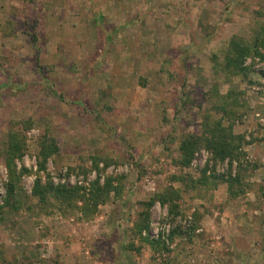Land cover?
<instances>
[{
  "label": "rangeland",
  "instance_id": "obj_1",
  "mask_svg": "<svg viewBox=\"0 0 264 264\" xmlns=\"http://www.w3.org/2000/svg\"><path fill=\"white\" fill-rule=\"evenodd\" d=\"M262 25L264 0H0V205L15 132L17 168L29 170L0 213V264H264V60L250 55L247 75L215 70L233 37L251 41ZM207 119L245 135L244 158L201 147L181 165L183 136ZM44 137L58 152L40 172ZM240 162L245 192L234 197L221 176ZM64 169L72 187L114 177L121 192L92 219L47 213L34 181L61 184ZM204 172L215 187L193 186ZM171 188L176 214L153 200ZM150 201L149 228L136 233Z\"/></svg>",
  "mask_w": 264,
  "mask_h": 264
},
{
  "label": "trees",
  "instance_id": "obj_2",
  "mask_svg": "<svg viewBox=\"0 0 264 264\" xmlns=\"http://www.w3.org/2000/svg\"><path fill=\"white\" fill-rule=\"evenodd\" d=\"M252 54L264 60V25L255 29L251 41L233 37L225 54V61L215 66V70L218 72L224 70L225 73L230 74L247 75L251 68L245 65V62ZM242 102L243 105L241 107L244 106V101ZM216 110L221 111L224 115H228L229 112L225 105H219ZM24 140V135L13 133L10 136L8 150L4 154L9 181L6 185L7 194L3 200V205H0V213H2L6 205H11L12 207L15 205L18 183L21 181L22 175L29 173L25 166L18 169L16 163L24 155ZM246 143L245 135L236 134L232 123L224 125L222 119L214 122L207 119L204 120L202 134L188 133L183 136L179 146L181 152L180 163L181 165H189L194 158L195 152L201 147L211 150L220 159L230 157L232 160L235 158L241 160L246 155L244 151ZM40 144L41 150L38 156L39 171L46 172L48 159L52 154L58 152V146L54 140H49L45 137L40 141ZM242 165L240 162V169L235 175L229 173L227 177L225 175L221 176L228 183V191L234 197L245 192L244 185L246 184L247 168L242 167ZM72 172L81 173L82 170L71 167L68 175ZM45 174L47 175V173ZM181 178L183 179V177ZM114 179V177L108 178L103 185L100 184L99 180H96L90 191L86 192L79 186L72 187L66 184H55L50 179H43L41 175H38L32 187V194L38 198L41 209L47 213H49L51 207L54 208L58 205L65 211L79 209L83 213V218L92 219L97 213L99 205L109 200L110 193L113 190H115L116 194H120L121 188L113 184ZM175 179H180V177L175 176ZM219 179L216 175L207 176L204 172L203 178L200 181L193 182V186L200 184L215 187ZM180 198L181 192L171 188L164 193H158L153 200L159 199L162 203H168L171 212L176 214L179 209ZM79 201L82 202L81 206L78 205ZM146 204L148 209L140 212V217L133 230L136 233L142 234L144 230L149 228V207L152 203L150 201ZM146 239L148 240V237ZM151 243L165 244L161 239L155 242L151 241Z\"/></svg>",
  "mask_w": 264,
  "mask_h": 264
},
{
  "label": "built area",
  "instance_id": "obj_3",
  "mask_svg": "<svg viewBox=\"0 0 264 264\" xmlns=\"http://www.w3.org/2000/svg\"><path fill=\"white\" fill-rule=\"evenodd\" d=\"M257 115H258V116H261L262 114H261V113H257ZM261 120H264V118L262 117ZM35 168H36V166H35ZM62 172H63V176L61 177V180H60L61 184H67V185L74 184L75 181H73V180L70 179V178H69V179L67 178V175H66L67 170L64 169ZM67 180H69V181H67ZM77 182H78L80 185L85 184V183H84V180H83L82 178L78 179Z\"/></svg>",
  "mask_w": 264,
  "mask_h": 264
}]
</instances>
